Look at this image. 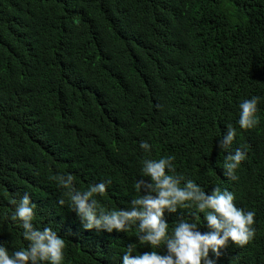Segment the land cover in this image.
<instances>
[{"label":"trees","instance_id":"obj_1","mask_svg":"<svg viewBox=\"0 0 264 264\" xmlns=\"http://www.w3.org/2000/svg\"><path fill=\"white\" fill-rule=\"evenodd\" d=\"M253 97L259 124L242 129L239 103ZM229 127L245 153L235 199L255 213V237L209 257L264 264V0H0V246L10 256L29 245L11 219L25 194L33 227L63 238L61 264H122L132 243V255L158 252L139 243L137 225L84 248L54 177L72 175L82 192L99 174L125 198L95 199L115 208L144 160L172 156L181 187L192 180L211 193L223 181L217 137ZM204 216L186 202L170 221L204 233Z\"/></svg>","mask_w":264,"mask_h":264},{"label":"clouds","instance_id":"obj_2","mask_svg":"<svg viewBox=\"0 0 264 264\" xmlns=\"http://www.w3.org/2000/svg\"><path fill=\"white\" fill-rule=\"evenodd\" d=\"M258 100V97H253L240 101L237 118L242 129L258 126ZM217 139L225 150L224 166L219 168L223 181L211 193L201 190L192 180H187L181 187L184 177L168 174L175 172L172 156L144 160L141 164L143 173L139 172V178L135 173H130V176H134L131 195L123 205L115 208L105 205L102 207L95 199L96 195L102 196L107 190L115 201L125 198L119 197L118 186L103 180L99 174L97 176L101 183L91 185L82 192L73 188L72 175L54 177L67 190L65 196L68 197L70 207L80 218L77 221L79 225L69 233L81 232L83 235L78 240L82 241L84 248L91 250L103 238L101 234L105 235V231H126L132 225H137L139 243L147 244L153 249L159 248L158 252L132 255L137 248L132 243L122 257V264H214L209 255L213 253L218 259L229 241L239 246L247 245L255 237V213L247 211L235 199L242 189L237 167L245 159V153L240 150L243 148L239 145L235 129L229 127ZM140 147L145 151L150 149L146 142H141ZM217 164L219 162H216V166ZM122 169L128 168L122 166ZM261 184L264 189V179ZM186 202H192L197 212L205 213L204 233L199 230L197 223L180 220L173 224L170 221V213H175L177 206H184ZM58 203L64 205L65 201L62 198ZM33 215L30 197L25 194L11 219L23 222V236L29 241V245L26 249L14 251L11 256L5 247L0 246V264H40L41 261L61 264L65 248L63 238L51 228H34ZM173 225L175 226L169 232V226Z\"/></svg>","mask_w":264,"mask_h":264}]
</instances>
